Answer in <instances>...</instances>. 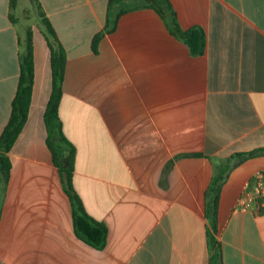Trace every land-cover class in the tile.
Listing matches in <instances>:
<instances>
[{
	"label": "crops",
	"instance_id": "crops-1",
	"mask_svg": "<svg viewBox=\"0 0 264 264\" xmlns=\"http://www.w3.org/2000/svg\"><path fill=\"white\" fill-rule=\"evenodd\" d=\"M39 1L67 53L59 115L76 148L73 185L109 236L98 250L75 232L44 118L45 28L15 14L18 0H0V137L30 31L35 68L8 183L0 178V264H264V210L236 211L264 156L231 171L216 227L207 202L217 163L264 148V0H168L183 30L204 29L199 57L149 8L125 13L95 53L109 0Z\"/></svg>",
	"mask_w": 264,
	"mask_h": 264
},
{
	"label": "trees",
	"instance_id": "trees-1",
	"mask_svg": "<svg viewBox=\"0 0 264 264\" xmlns=\"http://www.w3.org/2000/svg\"><path fill=\"white\" fill-rule=\"evenodd\" d=\"M33 2L38 7L41 21L45 28L46 39L51 50L53 91L44 116L49 134L48 145L52 151L54 162L61 173L65 191L72 202L74 227L77 236L96 249L103 250L108 242L109 230L104 223L95 220L86 212L74 188L73 172L76 148L65 136L63 123L59 115L67 66V53L53 25L46 17L40 1L33 0ZM12 5L14 8L16 0H12ZM142 8L155 10L170 32L188 46L192 56L199 57L205 54L207 35L204 29L200 26H194L189 30H183L168 0H109L105 32L94 37L92 43L93 51L95 53L98 52L99 43L106 33H113L117 30L120 18L125 13ZM34 79V51L32 32L30 31L25 51L21 56V73L17 93L12 104V114L0 137V178L4 184L8 183L12 169L9 153L28 119ZM261 156H264V148L233 155L215 165V175L207 193L209 218L215 227L220 192L231 171L245 161Z\"/></svg>",
	"mask_w": 264,
	"mask_h": 264
},
{
	"label": "built area",
	"instance_id": "built-area-1",
	"mask_svg": "<svg viewBox=\"0 0 264 264\" xmlns=\"http://www.w3.org/2000/svg\"><path fill=\"white\" fill-rule=\"evenodd\" d=\"M252 205L258 210H264V170L256 172L249 181L236 211L248 212Z\"/></svg>",
	"mask_w": 264,
	"mask_h": 264
},
{
	"label": "rangeland",
	"instance_id": "rangeland-1",
	"mask_svg": "<svg viewBox=\"0 0 264 264\" xmlns=\"http://www.w3.org/2000/svg\"><path fill=\"white\" fill-rule=\"evenodd\" d=\"M15 14L25 20L30 26H39L44 29L38 7L31 0H18Z\"/></svg>",
	"mask_w": 264,
	"mask_h": 264
}]
</instances>
